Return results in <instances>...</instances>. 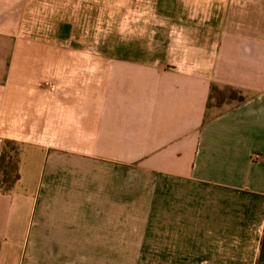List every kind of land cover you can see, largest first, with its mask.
Returning <instances> with one entry per match:
<instances>
[{"label": "crops", "instance_id": "0c3cea01", "mask_svg": "<svg viewBox=\"0 0 264 264\" xmlns=\"http://www.w3.org/2000/svg\"><path fill=\"white\" fill-rule=\"evenodd\" d=\"M30 2L38 9L35 0ZM183 2L161 0L165 24L159 30L191 31L189 45L197 48L187 59L191 67L168 59H111L110 86L95 93L100 95L96 119L103 113L104 122L98 136L89 133V147L100 159L95 165L85 155L89 134L82 135L78 125L85 91L73 86L75 92L69 93L72 87L63 82L57 89L63 116L39 118L44 99L47 110H56L60 101L48 89L51 96L41 101L39 91L27 87L32 84L25 79L31 77L13 76L19 42L5 19L23 14L27 0H0V149L7 138L24 144L13 191L0 190L5 208L0 264H87L86 208L96 223L112 209L110 196L99 193L106 165L101 161L121 158V141L132 150L141 144L146 173L162 176L165 185L176 180L181 201L174 214L181 224L176 234H196L190 264L255 263L264 224V0H190L186 7ZM183 18L189 26H183ZM57 75L66 77L64 71ZM212 85L238 88L245 99L208 114ZM101 102H108L105 111ZM44 124L57 125L56 136L62 128V142L73 152L41 148L23 131ZM45 149L53 153L48 166L39 170L35 187L26 188L24 169L32 167L37 150ZM122 155L131 156L127 150Z\"/></svg>", "mask_w": 264, "mask_h": 264}, {"label": "rangeland", "instance_id": "374dc122", "mask_svg": "<svg viewBox=\"0 0 264 264\" xmlns=\"http://www.w3.org/2000/svg\"><path fill=\"white\" fill-rule=\"evenodd\" d=\"M162 1L169 4L173 0ZM184 1L183 7L189 6L190 0ZM35 2L38 9H32V2L27 0L28 8L23 14L5 16V19L13 26L19 42V58L14 63L13 76L18 79L22 75L31 77L32 79H25L32 84L27 87L34 88L33 92L39 91L41 101L47 95L51 96L47 89L50 93L53 92L54 99L60 101L55 105L56 110H47L44 99L43 103L38 104L39 118L63 116L62 96L57 89L63 86V82H68L67 86L72 87L69 93L75 92L73 86L80 87L86 93L87 102L82 105L83 115L78 120V125L82 126V135L87 132L98 136L104 122H101L103 113L100 119H96L100 95L95 97V93L98 92L97 89H101L100 86H110L112 58L139 59L144 62L168 59L182 68H190L192 65L187 59L197 48L189 45L191 31L176 28L171 31L159 30V26L165 24L164 16L160 12L161 0ZM184 19L182 25L189 26L190 23L185 24L187 21ZM186 19L190 20L189 17ZM53 70L57 72L54 77ZM61 71L66 73V77L59 78L57 74ZM16 84L12 82L13 87ZM235 101L237 94L229 87L212 86L208 114L222 110ZM101 105L105 111L108 102H101ZM79 109L81 110L80 107ZM105 117L107 115L103 118ZM57 127L44 124L34 128L25 127L23 131L30 133L31 140L37 141L41 148L54 146L59 149L58 146H61L60 149L73 152L70 144L62 142L66 136L62 134V128L56 136ZM12 130L15 131V128ZM88 136L90 141L85 155L96 165L100 159L90 149L92 136ZM12 138L23 147L21 138ZM73 138L74 133L70 141ZM81 139L82 146L86 145L85 137ZM124 145L123 141L119 144L121 158L112 159L106 156L101 161L106 165H103L99 193L110 196L112 209L108 207L103 222L96 223L93 212L86 208L87 264H190V253L195 254L190 247L193 242L196 243L192 236L195 237L196 234H176L178 226L179 229L181 226L176 222L177 218H174V214H179L181 203L180 200L177 202L180 199L179 191L173 187L176 177H172L174 181L170 185H165L162 176L149 175L143 168L141 155L144 153L138 149L141 144H136L134 150L124 148ZM108 146L104 145L110 154ZM105 148L103 154L107 152ZM124 150L129 151L131 156L124 157ZM134 154L137 156L135 159ZM52 155V149L36 151L32 167L28 171L24 169L26 188L35 187L39 170L43 171L48 166L46 161ZM117 161L118 167L116 163L112 164ZM115 170L117 172L114 174ZM168 186L170 188L166 189ZM4 216L5 208L0 203V223ZM110 218L116 219L118 223L112 222Z\"/></svg>", "mask_w": 264, "mask_h": 264}, {"label": "trees", "instance_id": "16d2710c", "mask_svg": "<svg viewBox=\"0 0 264 264\" xmlns=\"http://www.w3.org/2000/svg\"><path fill=\"white\" fill-rule=\"evenodd\" d=\"M230 89L234 94H237L238 102L245 99V95L240 89L232 87ZM21 152L22 148L19 146L18 142L9 138L4 140L0 153V190L3 193H11L16 181L20 177L19 162ZM254 264H264V224L259 242V252Z\"/></svg>", "mask_w": 264, "mask_h": 264}]
</instances>
